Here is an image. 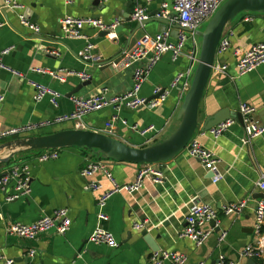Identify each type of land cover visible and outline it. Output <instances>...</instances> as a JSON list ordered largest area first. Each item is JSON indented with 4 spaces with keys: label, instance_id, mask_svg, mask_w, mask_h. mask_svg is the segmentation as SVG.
Masks as SVG:
<instances>
[{
    "label": "crops",
    "instance_id": "crops-1",
    "mask_svg": "<svg viewBox=\"0 0 264 264\" xmlns=\"http://www.w3.org/2000/svg\"><path fill=\"white\" fill-rule=\"evenodd\" d=\"M4 1L0 0V52L8 49L10 52L2 57L9 71L0 69V132L69 114L73 108V96L92 97L104 88L110 96L128 91L133 68L123 66L126 52L144 36L169 31L170 37L175 38L178 31L171 16L167 19L160 17V1L147 5L148 20L155 14L168 23L153 21L139 29L131 19L133 3L130 4L129 0H101L102 5L97 7L91 0H74L72 4L64 0L24 1L22 10L3 9ZM20 14L27 15L31 24L39 29L38 33L20 25ZM66 17L99 19L106 24L117 22V27L108 32L85 28L84 38L67 39L59 25V21ZM205 30L200 29L197 35L200 46L201 33ZM224 39L230 46L224 54L216 55L214 64L226 63L229 69L227 74L211 71L198 107L200 127L206 117L219 111L239 113L242 104L256 109L253 123L264 127V64L238 77L235 69L237 57L234 55L237 50L264 43V13H240L225 25ZM87 44L93 47L91 64L79 58ZM190 67L192 63L186 52L175 62L165 54L146 75L140 90V96L147 102L154 101L157 93L165 90L163 103L154 109L145 104L137 110L124 108L118 113L112 108L103 109L84 118L85 130L100 133L107 123H113L111 137L130 147L143 149L163 144L177 132L184 117L186 93L180 86H173L175 76ZM63 71L87 73L91 83L72 93L82 84L79 78L68 76L60 81L49 74L52 72L63 77ZM32 83L58 92V107L52 106L49 97L36 102ZM132 126L138 130L153 126L157 132L141 135ZM70 129H73L71 122L52 125L26 136L0 141V147L10 141ZM244 136L243 123L238 120L216 139L208 131L198 128L193 139L214 155L221 179L213 183L214 172L183 150L165 163L152 165L163 176L162 184L154 183L147 176L137 192L112 194L103 210L106 221L98 219L100 210L96 203L102 193L112 189L108 174L117 186L125 187L133 184L137 173L147 165L122 163L98 151L71 147L59 150L56 160L46 162L39 161L46 151L20 152L9 163L0 164V176L16 164H25L30 171L26 197L6 202L5 194L0 190V216L3 217L0 221V257L12 261V264H152V254L173 252L184 255L186 264H217L220 256L229 264H240L243 248L254 243V201L260 198L257 183L264 169V132L247 144L242 143ZM7 154L8 151L3 150L0 157ZM90 163L101 168L92 177L83 178L81 172ZM92 183L99 189H91ZM12 190L9 185L6 194H11ZM245 199L249 203L241 214L225 216L221 212L222 207ZM192 202L218 210L219 229L227 233L222 243L218 241L219 229L201 247L179 237ZM57 209L68 211L71 224L65 235L50 231L35 240H24L7 233L9 224H31ZM134 224H142L143 229H133ZM98 229L111 233L118 247L111 249L91 244L88 239ZM30 251H35L32 259ZM255 261L261 260L254 259V264Z\"/></svg>",
    "mask_w": 264,
    "mask_h": 264
},
{
    "label": "built area",
    "instance_id": "built-area-1",
    "mask_svg": "<svg viewBox=\"0 0 264 264\" xmlns=\"http://www.w3.org/2000/svg\"><path fill=\"white\" fill-rule=\"evenodd\" d=\"M24 1H40V0H5L2 6L6 10H22L24 9ZM67 4H72L74 0H64ZM133 3L131 12V19L136 23H143L148 20L147 5L154 1L161 2L160 17L167 19L171 16L172 22L177 25L178 31L175 38L170 37V32L165 31L154 36H144L139 42L126 52L123 58V66L126 68L132 67L131 75V88L119 95L110 96L106 88H104L98 95L92 97H79L73 96L71 102L73 104L72 111L66 115H56L52 119L45 120L38 123H29L18 127H12L5 131L0 132V141L13 139L15 137L26 136L38 129L47 128L52 125L61 124L65 122L73 123V129L85 130L86 125L84 118L92 113H97L106 108H112L118 113L121 109L137 110L145 104H149L150 109L158 107L166 100L165 90H160L157 94L163 91V94L154 101L147 102L140 96V90L145 80L146 75L151 69L161 60L165 54H169L172 62H175L178 58L183 56L186 52L192 67L179 72L175 76L173 86H180L182 91L188 92L192 83V77L194 76V70L198 63V55L200 52V46L198 45L197 35L201 25L209 21L219 8L227 0H130ZM173 13V14H172ZM20 25L32 29L34 32L39 29L31 24L27 15H19ZM60 28L67 39H81L83 37V30L85 28H92L101 32H108L114 30L117 27V22L106 24L102 20L93 18L74 19L71 17L63 18L59 21ZM1 26V25H0ZM230 46L228 40L220 41L217 47V54H224ZM92 45L87 44L81 51L79 58L87 63L93 62ZM10 50H4L0 52V69L8 70L6 65L2 61V57L7 55ZM237 57L235 63V69L237 76L241 77L249 74L264 64V43H257L252 45L246 50H237L234 52ZM216 59V58H215ZM145 62L144 65H140ZM228 65L217 64L213 66L217 74H227ZM9 71V70H8ZM13 75L21 76L15 71H10ZM38 73H45L43 70H37ZM64 72V71H63ZM61 73V72H60ZM63 77L56 76L55 73L49 72L50 75L63 81L65 77L76 76L79 80L87 82L91 79L87 73H77L74 71H65ZM193 75V76H192ZM35 89L34 100L40 102L42 99L49 97L51 104L54 108L58 107V101L60 94L54 90L48 89L44 86L32 83L31 85ZM2 98H0V103ZM256 109L252 106L242 104L239 107V113L242 116L244 126V138L243 144L249 143L252 139L259 136L264 132V127H260L253 123L252 117L255 114ZM126 125V122H120ZM235 123V120H228L224 123L217 125L210 129L208 132L213 138H219L224 132H226L231 125ZM132 129L141 135L149 133H156L157 130L153 126H148L143 130H138L136 126H132ZM102 134L109 137L113 136V123H107L102 129ZM188 156L194 160L199 161L202 165L214 172L213 183L221 179V175L216 171V165L218 161L214 155L206 150L197 140L193 139L189 142L185 148ZM59 155V150L46 151L39 158L40 162H46L50 160H56ZM98 164H87L85 169L81 172L83 178L92 177L99 170ZM151 177L152 181L156 184L163 183V176L152 165H147L142 168L136 177V181L125 187H119L115 184L111 175L108 174L107 178L112 184L110 191L102 193L97 198L96 206L100 210L98 219L100 221H106L107 217L103 213L106 203L110 196L118 192L134 193L137 192L141 186L145 177ZM30 181V171L25 164H16L6 170L0 176V190L5 194L6 202H13L20 198H24L28 195V184ZM12 185L13 190L11 194H6L7 187ZM93 190H98L99 186L95 183L90 185ZM257 188L260 193L264 195V169L260 174ZM249 203L248 199L233 203L222 207L221 212L225 216L239 215L246 208ZM254 243L246 246L242 250V256L251 260H261L264 264V196L254 201ZM218 210L209 206L192 202L188 208L185 216V227L180 233L181 239H187L195 244L196 247L203 246L216 229L220 228L218 221ZM3 217L0 216V221ZM213 222V225L211 224ZM71 221L68 217V211L65 209H57L51 212L49 215H45L39 218L37 221L31 224L14 223L9 224L7 233L24 240H35L39 235L54 231L59 235H65L70 227ZM133 229L142 230V224H134ZM218 241L222 243L227 233L221 229L217 233ZM88 241L94 245H104L111 249L118 247V243L113 235L102 229L94 231ZM35 255V251L29 252V257L32 259ZM152 264H163L164 262H170L171 264H186L187 259L180 253L173 252H157L152 254ZM0 263L12 264V261L6 260L0 257ZM30 264H43L40 262H31ZM202 264V263H199ZM217 264H225V258L220 256Z\"/></svg>",
    "mask_w": 264,
    "mask_h": 264
},
{
    "label": "water",
    "instance_id": "water-1",
    "mask_svg": "<svg viewBox=\"0 0 264 264\" xmlns=\"http://www.w3.org/2000/svg\"><path fill=\"white\" fill-rule=\"evenodd\" d=\"M91 3L95 7L102 5L101 0H91ZM129 3L131 4L132 1L129 0ZM1 10L6 15L5 10ZM242 12L264 13V0H227L210 19L206 30L201 33L202 44L198 63L190 89L184 97V117L179 129L168 141L161 145L138 149L99 132L70 129L52 135L22 138L8 142L0 147V152L3 150L8 151L5 157H0V164L9 163V160L15 155L24 151H54L71 147L98 151L108 158L122 163L157 165L169 161L185 150L198 128L206 132L228 120H238L242 123L243 120L240 113L224 110L206 117L202 127H200L198 121L199 103L215 63L217 47L222 39L223 29L229 21ZM153 21L163 24L168 23L162 21L159 17H155L154 14L153 19L144 21L141 24L137 23V29ZM127 50L128 45L125 48V51ZM90 83V81L83 82L72 93L78 92L82 87L90 85ZM162 94L163 91L157 94L155 99H158ZM263 196L262 193L259 195L260 198ZM211 224L213 225V222ZM240 264H254V262L243 257Z\"/></svg>",
    "mask_w": 264,
    "mask_h": 264
},
{
    "label": "rangeland",
    "instance_id": "rangeland-1",
    "mask_svg": "<svg viewBox=\"0 0 264 264\" xmlns=\"http://www.w3.org/2000/svg\"><path fill=\"white\" fill-rule=\"evenodd\" d=\"M207 21L206 22H204L202 25H201V27H200V29L201 30H204L205 28H206V26H207ZM200 40V43H201V39H199ZM198 45L200 46V44H199V42H198ZM201 47V46H200ZM198 57H199V55H198ZM197 57V58H198ZM195 68H196V66L194 67V70H195ZM192 79H193V77H192ZM17 137H15V138H13V139H16Z\"/></svg>",
    "mask_w": 264,
    "mask_h": 264
},
{
    "label": "trees",
    "instance_id": "trees-1",
    "mask_svg": "<svg viewBox=\"0 0 264 264\" xmlns=\"http://www.w3.org/2000/svg\"><path fill=\"white\" fill-rule=\"evenodd\" d=\"M80 150H82V151H90V150H88V149H80ZM225 264H229V263H228V262H225ZM255 264H262V262L260 261V262L257 263V262L255 261Z\"/></svg>",
    "mask_w": 264,
    "mask_h": 264
}]
</instances>
